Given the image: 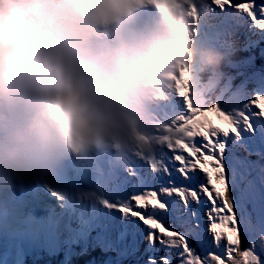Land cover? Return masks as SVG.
Wrapping results in <instances>:
<instances>
[{
	"label": "clouds",
	"instance_id": "clouds-1",
	"mask_svg": "<svg viewBox=\"0 0 264 264\" xmlns=\"http://www.w3.org/2000/svg\"><path fill=\"white\" fill-rule=\"evenodd\" d=\"M73 2L87 11L107 0ZM58 13L54 0H0V184L45 181L67 151L112 142L126 127L121 87L139 86L167 57L191 47L184 36L162 37L146 50L117 39L84 58L59 37L67 13L57 24ZM222 59L209 51L206 65L219 67ZM193 239L199 249L201 236Z\"/></svg>",
	"mask_w": 264,
	"mask_h": 264
},
{
	"label": "snow or ice",
	"instance_id": "snow-or-ice-1",
	"mask_svg": "<svg viewBox=\"0 0 264 264\" xmlns=\"http://www.w3.org/2000/svg\"><path fill=\"white\" fill-rule=\"evenodd\" d=\"M208 2L214 12L226 8L242 11L247 14L255 27L264 30V6L260 7V18H258L254 2H242V0H208ZM225 93L217 98L216 106L210 110L223 126L217 125L209 118L187 130L183 139L167 148L174 153L173 162L180 163L175 171L185 180L190 179V172L199 170L203 174V182L197 186L177 185L171 179L172 173L164 162V150L150 160V167L153 172L167 174L168 185L131 196L130 201H134V204L128 200L110 202L108 198L83 193L64 174H53L46 179L50 185L49 191L69 207L74 204L79 193L80 197L87 196L94 203L98 201L108 209H117L125 219L129 216L137 218L147 228L145 238L148 247L155 249L159 245L161 251L175 250L180 257V264H225V260L222 259L225 249L220 245L222 237L225 238L227 245L238 248L240 229L244 228L245 233L248 231L245 202L251 193V181L248 180V176L253 166L252 162L246 159H225L226 148L230 143L229 137L243 146L244 138H252L259 133L264 142V119H256V117H264V95L256 94L254 99L246 102L248 96L246 86L241 84L233 89L230 80ZM251 105L257 106L255 111L251 109ZM197 136L203 138L199 147L195 144L189 146V143L185 142V138ZM175 149H182L188 153L187 159L183 154L176 153ZM248 152L249 155L253 154L252 149H248ZM256 154L264 159V151H257ZM260 178L261 183L264 184V167L260 169ZM173 196L182 203L186 213V217L176 219L187 218L189 221L187 227L182 226L177 229L171 219L176 210L172 201ZM193 203L208 204L206 211L209 221L208 231L213 234L215 250L201 246V251L197 252L192 244L193 238L200 236V233L195 231L200 227L198 215L189 211ZM89 227V223H82V228L76 235L85 236ZM260 239L264 244V227L261 229ZM226 251L227 256L231 258L234 249L228 247ZM240 255L244 258L243 264H264L251 244L247 250L241 251ZM148 264H173V261L170 255H166L159 259L150 257Z\"/></svg>",
	"mask_w": 264,
	"mask_h": 264
},
{
	"label": "rangeland",
	"instance_id": "rangeland-1",
	"mask_svg": "<svg viewBox=\"0 0 264 264\" xmlns=\"http://www.w3.org/2000/svg\"><path fill=\"white\" fill-rule=\"evenodd\" d=\"M56 4L59 5V12L63 10L64 6L67 4L68 5V12L67 15L64 16L65 19H67L68 21V30L66 29L65 31V36H64V27L62 28V32L60 34V38L65 41L66 43H70L69 40H71V35H70V31L72 29V24L73 22H75L76 20H78V15H80V10L82 8L76 6L73 2V0H59ZM94 9V8H93ZM89 10V14L91 16H98L97 12L95 10L92 9H88ZM86 12V11H85ZM60 18L59 13L57 16V24L59 22ZM86 19H88V15H86ZM95 28V27H94ZM78 33H80L79 29L77 31ZM67 37V38H66ZM66 38V39H65ZM95 39V38H94ZM68 40V41H67ZM96 41V40H95ZM97 43V42H96ZM87 47L83 46L82 50H85ZM223 61H225L224 57H223ZM214 82L213 79H209V83L212 85V83ZM260 169L261 168H257L256 170L253 171V173H250V175L248 176V180L251 181V192L259 187H262L264 184L261 183V178H260ZM243 187V186H242ZM249 199V197L247 198V200ZM246 200V201H247ZM246 203V202H245ZM206 212L204 210H199L198 214H200V217L203 219L204 223H206V221H208V218L205 214ZM186 216V214H184ZM248 216L250 218H252V221L250 223L253 222L254 225H257L258 227H264V208L260 209L257 213H251L248 212ZM63 221H60L58 227H62L64 226ZM133 226V225H132ZM12 227H15V225L12 224ZM209 228V226H208ZM81 230V229H80ZM80 230H77L75 232V234L73 235L72 240L76 241L79 239L80 236L76 235V233H78ZM119 230L123 231V233H119ZM23 231L28 233V240L29 244L35 243L36 241H39L42 237H47L48 234L46 233H42L41 230L36 229L35 227H31L30 229L26 230L23 229ZM138 234L136 233H130L128 231L125 230L124 226L119 225L118 223L114 224L111 226L110 232H109V237H100L97 240L94 241V243L92 245H90L89 247H87L86 249L91 248L93 245L98 247V252L101 253H97L98 258L97 259H93L92 257H90L88 259V264H103V263H108L110 264L112 261L115 260V257L117 255L126 257V258H130L129 255H127V252H129L128 249L124 248V250L120 251V249H116L112 243L114 244L116 241H118L120 238L125 239V243H128V247L129 248H135V243L134 241L138 242V246L136 247L137 253L135 255L134 259H131L130 262L132 264H148L149 258L150 257H156L157 259L160 258V256L157 253H167L168 250H164L161 251L160 250V246L157 245L155 249H152V254L150 256H148L146 254V249L149 248L148 247V241L145 238L147 235L146 229H138ZM206 232V233H205ZM57 233V232H56ZM55 233V234H56ZM69 233L67 230H64L63 232L59 233V237L62 236L63 234H67ZM86 234H87V230H86ZM212 234V233H211ZM35 236V237H34ZM201 236V240H199L198 242V246L199 249L201 250V246L204 247H210V232L208 230L204 231L203 234H200ZM134 237L135 240H129V242L127 241V239ZM212 238H213V234H212ZM3 240V239H2ZM197 241V240H196ZM222 242H225V238L222 237L221 239ZM3 246H8L9 249L7 250V252H5V258L4 260L10 264L11 259L10 256L12 255H18L16 249L14 248V246L10 243H1ZM22 244V243H21ZM21 244H19L17 247V249L20 248ZM125 245V244H124ZM221 245V244H220ZM234 247V245H233ZM118 250H119V254H118ZM1 251V248H0ZM173 251V250H172ZM9 253V254H8ZM227 253V252H225ZM102 257H104V260H102ZM230 261H232V259H230ZM60 264H74L73 261H67L65 262V260H63L62 263ZM174 264H180V257L177 255V259L175 261Z\"/></svg>",
	"mask_w": 264,
	"mask_h": 264
},
{
	"label": "trees",
	"instance_id": "trees-1",
	"mask_svg": "<svg viewBox=\"0 0 264 264\" xmlns=\"http://www.w3.org/2000/svg\"><path fill=\"white\" fill-rule=\"evenodd\" d=\"M263 55H264V53H263ZM245 70H246L245 67L239 68V73L241 71V74H243ZM262 166H264V164ZM263 208H264V185L262 187L254 189L250 193L249 199L245 203V214H246L247 220H248V231H247V233H245L244 228L240 229L239 247L238 248L236 246L232 247L234 249V251L232 253L231 258H229L227 256V253H225L224 256H222V259L225 260V264H243L244 258L240 255V252L247 250L250 244L254 247L256 254L260 255L262 258V261H264V244L261 243V239H260L262 227H258L257 225H254L253 222L250 223L252 221V218H250L248 216V212H251L254 214ZM237 215L239 218V213ZM199 229L200 228H198V230ZM210 235H211L210 247L213 248V250H215V246L213 245L212 234L210 233ZM198 239H199V237H198ZM220 244L225 249V252H227L226 250L228 247H231L229 245H226V243H224L222 241H220ZM194 247L196 248L197 252H200L198 247H196V246H194ZM116 249H120V251L124 250L123 248L121 249V248H117V247H116ZM97 253H101V252H98V247L93 245L90 249L76 253L73 256L72 261L74 262V264H88V259L90 257H92L93 259L98 258ZM118 254H119V250H118ZM165 254L171 256V259H172L173 264H174L176 261L175 258L177 256L176 251L175 252H173V251L169 252L168 251ZM127 255H129L130 258H126V257L120 256V255H117L115 257V260L112 261L110 264H132L130 262V260L132 259L134 254L127 252ZM230 259H232V261H230ZM102 260H104V257H102ZM103 264H108V263H103Z\"/></svg>",
	"mask_w": 264,
	"mask_h": 264
},
{
	"label": "bare ground",
	"instance_id": "bare-ground-1",
	"mask_svg": "<svg viewBox=\"0 0 264 264\" xmlns=\"http://www.w3.org/2000/svg\"><path fill=\"white\" fill-rule=\"evenodd\" d=\"M90 9L94 10L93 7ZM85 11L86 10H84V9L80 10V12H79L80 15H78V20H76L72 24V29L70 31V35H71V40L74 38L78 43V53H83L84 55H88L92 51L98 49V45L94 39V34L91 33L94 30V27L96 26L97 16H91L89 14V10H87L86 12ZM86 15H88V19H86ZM78 29H79L80 33L77 32ZM67 30H68V27H67ZM83 46H86L87 48L85 50H82ZM65 230H67V229H65ZM67 231L70 233L69 230H67ZM41 232L42 233L44 232L48 235L50 233L46 230H41ZM58 235H59V233H56L53 236V239L55 240V243L57 245H59V236ZM8 241L15 246H18L19 244L22 243L20 248L18 249L20 252H22L24 250L23 249L24 245H30L29 243H27V242H29L28 233L23 231V230H17L15 233H13L8 238ZM36 242H38V241H36ZM31 248L32 247H30L28 250H30Z\"/></svg>",
	"mask_w": 264,
	"mask_h": 264
}]
</instances>
